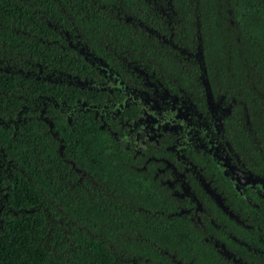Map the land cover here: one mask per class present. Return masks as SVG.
Segmentation results:
<instances>
[{
	"label": "trees",
	"instance_id": "trees-1",
	"mask_svg": "<svg viewBox=\"0 0 264 264\" xmlns=\"http://www.w3.org/2000/svg\"><path fill=\"white\" fill-rule=\"evenodd\" d=\"M79 43L131 86L221 100L222 141L264 178V0H0V264H264V196L214 165L221 203L191 170L181 196L176 135L143 141Z\"/></svg>",
	"mask_w": 264,
	"mask_h": 264
},
{
	"label": "flooded vegetation",
	"instance_id": "flooded-vegetation-1",
	"mask_svg": "<svg viewBox=\"0 0 264 264\" xmlns=\"http://www.w3.org/2000/svg\"><path fill=\"white\" fill-rule=\"evenodd\" d=\"M77 47L79 51L85 55L86 59L99 68V71L103 73L104 77L107 79L103 85L104 88H107L109 91L119 89L125 95L126 104H137L140 107L141 113L139 118L136 119V124L140 125L141 132H145L143 141H156L157 138L160 137L162 131H171L176 135V142L178 143L176 155L184 167L182 171H178L176 167L173 166L176 179L172 183H179L182 189L179 193L181 196L187 195L195 199V197L190 194L186 182V173L191 170L199 180L200 185L212 196H215L221 203L220 195L215 190L217 186L211 185L214 183V179L209 176L208 180H206L203 175L205 171L212 170L211 166L213 165L218 168L223 177L227 179L228 182L226 183H230L232 186L236 187L243 196L248 198L250 192L264 196V178L254 174L247 165L236 158L235 154L231 153L227 144L222 141L224 131L223 118L228 113L229 108L223 105L221 100L215 101L210 97L208 112L204 113L189 99L172 96L156 82L149 81L148 84L150 89H140L127 84L120 74L114 71L104 59L87 50L81 43H79ZM87 53L92 54L94 58L99 60V63L103 64L105 69L90 60L87 57ZM107 72L114 76L119 82L115 83V85H111V80ZM58 79L60 78L58 77ZM63 79H69L70 82H77L82 86L92 87L96 85L91 81L82 82L79 79H73L71 75H67ZM131 92L141 93L144 96H148L150 99L133 100L130 96ZM152 100H157L158 106L151 104ZM160 108L163 109L165 114ZM171 114L175 115L174 119ZM149 121H151V124ZM166 123L173 124L169 127ZM178 124H180V126H177ZM156 125L160 128L154 139L151 137V132ZM187 147H191L199 154V162L202 164L199 168L192 163L189 156L183 153V150L187 149ZM206 161H210L211 163ZM218 187L220 186L218 185ZM197 205L200 210H203L201 203H197Z\"/></svg>",
	"mask_w": 264,
	"mask_h": 264
},
{
	"label": "rangeland",
	"instance_id": "rangeland-1",
	"mask_svg": "<svg viewBox=\"0 0 264 264\" xmlns=\"http://www.w3.org/2000/svg\"><path fill=\"white\" fill-rule=\"evenodd\" d=\"M87 57L92 60L94 63L100 65V67L104 68L105 69V66L101 63H99V60H97L96 58L93 57L92 54H89L87 53ZM107 74L109 75L110 77V80H111V85H115V83L119 82L114 76H112L111 74H109V72H107ZM130 96L133 100H136V99H145V100H148L150 99L148 96H144L142 95L141 93H134V92H131L130 93ZM157 100H152V103L151 104H155L157 105ZM158 106V105H157ZM160 110L164 113L163 109L160 108ZM165 114V113H164ZM171 116L173 117V119L175 118V115L174 114H171ZM149 123L151 124V121H149ZM173 124V123H172ZM170 123H166V125H168L169 127L172 125ZM175 124V123H174ZM176 125V124H175ZM182 125V124H181ZM177 126H180V124H178ZM159 126H155V128L153 129V131L151 132V137L152 138H156V134H157V131L159 130ZM213 128V127H212Z\"/></svg>",
	"mask_w": 264,
	"mask_h": 264
}]
</instances>
